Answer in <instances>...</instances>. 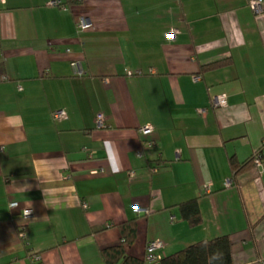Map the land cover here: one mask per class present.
<instances>
[{
    "label": "crops",
    "instance_id": "0c3cea01",
    "mask_svg": "<svg viewBox=\"0 0 264 264\" xmlns=\"http://www.w3.org/2000/svg\"><path fill=\"white\" fill-rule=\"evenodd\" d=\"M67 1L0 4V264H106L134 219L140 261L150 242L163 258L222 236L235 264L264 261V158L232 167L264 157V13L253 0ZM193 199L197 227L179 211Z\"/></svg>",
    "mask_w": 264,
    "mask_h": 264
},
{
    "label": "trees",
    "instance_id": "16d2710c",
    "mask_svg": "<svg viewBox=\"0 0 264 264\" xmlns=\"http://www.w3.org/2000/svg\"><path fill=\"white\" fill-rule=\"evenodd\" d=\"M81 0H68L70 5L78 4ZM264 149V146H263ZM262 149L256 152L244 164L232 162L235 172L244 169L258 168L255 161L258 156L263 160ZM181 218L192 227H197L202 222L198 199H193L179 205ZM121 242L119 246L106 250L104 254L106 264H146L145 260L135 259L127 254V249L134 244L137 236V219L120 226ZM264 262V261H263ZM159 264H235L233 260V248L228 236L218 237L209 241H203L187 247L173 255L163 257ZM155 263V264H158ZM264 264V263H263Z\"/></svg>",
    "mask_w": 264,
    "mask_h": 264
},
{
    "label": "built area",
    "instance_id": "2783aa9c",
    "mask_svg": "<svg viewBox=\"0 0 264 264\" xmlns=\"http://www.w3.org/2000/svg\"><path fill=\"white\" fill-rule=\"evenodd\" d=\"M5 3V0H0V4H3ZM52 6H58L62 9H65L64 6H62L60 3L58 2H52L51 3ZM250 7L251 9L253 10V12L256 14V15H261L264 13V5H263V1L262 0H253L251 1L250 3ZM92 26V24L88 21V20H84V19H81L79 22H78V27L80 30L84 31V30H88L90 29ZM176 32H171L170 34L167 35V38L169 40H174L175 37H176ZM73 67L75 69V71L77 72L78 75H83V71L80 70L79 68V65L77 63H74L73 64ZM198 80V79H197ZM227 105V101H226V97L225 96H218V97H215L213 100H212V107L213 108H219V107H225ZM201 114H204L206 111L205 110H201L200 111ZM67 117V114L64 110H59V111H56L54 114H53V118L55 121H61V120H64L65 118ZM103 122H104V116L103 115H100L97 117V125L99 127H102L103 125ZM152 126H145L143 128H141L139 130L140 134L142 135H148L150 133H152ZM147 147L149 148H154L155 147V144L153 142H147ZM264 146V145H263ZM262 159L260 156H258L256 158V165L259 167L262 165ZM226 186H232V181L229 180L227 183H226ZM208 192V191H207ZM17 206L16 203H13L11 204V207L12 208H15ZM135 212L140 214L142 212L141 208L136 206L134 208ZM24 216L28 219L30 216H31V211L30 210H26L24 212ZM172 220H174V218H172ZM24 227L21 228V234L20 236L22 238L25 237V234H24ZM164 247V244L162 242H150L147 246V249H146V255H145V262L146 264H155V263H158L162 257H161V254H160V250ZM33 262L34 263H39L40 262V257L39 256H33ZM264 262L263 261H259L257 262V264H263Z\"/></svg>",
    "mask_w": 264,
    "mask_h": 264
}]
</instances>
